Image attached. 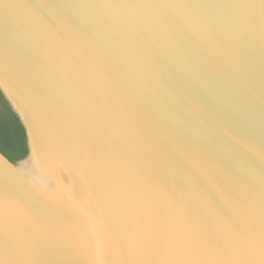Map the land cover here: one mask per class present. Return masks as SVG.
Here are the masks:
<instances>
[{
    "label": "water",
    "instance_id": "1",
    "mask_svg": "<svg viewBox=\"0 0 264 264\" xmlns=\"http://www.w3.org/2000/svg\"><path fill=\"white\" fill-rule=\"evenodd\" d=\"M0 264H264V0H0Z\"/></svg>",
    "mask_w": 264,
    "mask_h": 264
},
{
    "label": "trees",
    "instance_id": "2",
    "mask_svg": "<svg viewBox=\"0 0 264 264\" xmlns=\"http://www.w3.org/2000/svg\"><path fill=\"white\" fill-rule=\"evenodd\" d=\"M0 153L11 163L28 154L24 127L0 91Z\"/></svg>",
    "mask_w": 264,
    "mask_h": 264
}]
</instances>
